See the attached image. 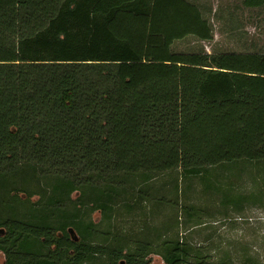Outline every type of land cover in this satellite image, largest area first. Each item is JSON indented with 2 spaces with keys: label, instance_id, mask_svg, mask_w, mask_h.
<instances>
[{
  "label": "trees",
  "instance_id": "obj_1",
  "mask_svg": "<svg viewBox=\"0 0 264 264\" xmlns=\"http://www.w3.org/2000/svg\"><path fill=\"white\" fill-rule=\"evenodd\" d=\"M190 35L188 0H0L3 264H264L190 239L264 207V52L172 49Z\"/></svg>",
  "mask_w": 264,
  "mask_h": 264
},
{
  "label": "rangeland",
  "instance_id": "obj_2",
  "mask_svg": "<svg viewBox=\"0 0 264 264\" xmlns=\"http://www.w3.org/2000/svg\"><path fill=\"white\" fill-rule=\"evenodd\" d=\"M195 3L202 12L211 28V38L200 40L195 36H186L176 40L172 49L176 52L205 51L214 52H264V8H244L241 0H188ZM222 171V170H221ZM169 177L164 175L157 180V184L168 182ZM244 188L250 186L251 181H241ZM196 194V193H195ZM190 194L193 202L202 204L204 199L198 195ZM75 196V195H74ZM139 213L134 211V215ZM121 214V213H120ZM117 223L121 227L140 221V217H131L123 211ZM183 221L184 216L180 214ZM92 217L100 219V213L94 211ZM130 217V218H129ZM216 217V218H215ZM203 216L201 222L205 225L191 231L190 239L196 244H208L211 258H217L224 250H234L233 253L248 251L251 254L259 252L264 254V207H250L245 209L243 216L232 213L228 216ZM180 219V218H179ZM160 217H155L151 223L158 224ZM214 220H217L216 222ZM126 222V223H125ZM140 222H138V225ZM179 235L185 236L186 230L179 227ZM186 233V234H185ZM149 264H164L160 256L151 253ZM3 256L0 254V264Z\"/></svg>",
  "mask_w": 264,
  "mask_h": 264
},
{
  "label": "flooded vegetation",
  "instance_id": "obj_3",
  "mask_svg": "<svg viewBox=\"0 0 264 264\" xmlns=\"http://www.w3.org/2000/svg\"><path fill=\"white\" fill-rule=\"evenodd\" d=\"M0 254H2V256H3V263H4V253H3L1 250H0ZM3 263H2V264H3ZM120 263H121V264H124V263H123V260L120 261Z\"/></svg>",
  "mask_w": 264,
  "mask_h": 264
}]
</instances>
